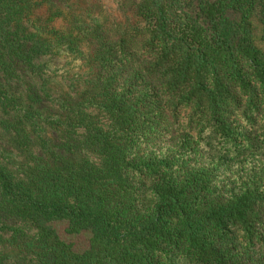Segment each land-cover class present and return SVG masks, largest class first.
<instances>
[{
	"label": "trees",
	"instance_id": "16d2710c",
	"mask_svg": "<svg viewBox=\"0 0 264 264\" xmlns=\"http://www.w3.org/2000/svg\"><path fill=\"white\" fill-rule=\"evenodd\" d=\"M111 1L0 0V264H264V0Z\"/></svg>",
	"mask_w": 264,
	"mask_h": 264
},
{
	"label": "rangeland",
	"instance_id": "374dc122",
	"mask_svg": "<svg viewBox=\"0 0 264 264\" xmlns=\"http://www.w3.org/2000/svg\"><path fill=\"white\" fill-rule=\"evenodd\" d=\"M105 3L110 7L111 10L115 9V5L111 0H104ZM252 32L254 36L255 45L259 48L264 47V35L263 30L260 24L257 22L256 19L252 21ZM79 70V62L71 61L69 58H61L55 65H54V75L57 81H61L63 78L71 75L74 72ZM55 228L58 232H61L63 229V225H55ZM63 232V230H62ZM73 245L77 247H84L85 241L83 238H75L73 239Z\"/></svg>",
	"mask_w": 264,
	"mask_h": 264
}]
</instances>
